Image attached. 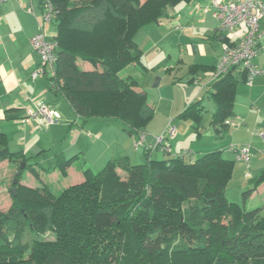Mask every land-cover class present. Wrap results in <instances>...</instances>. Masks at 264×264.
<instances>
[{
    "label": "trees",
    "instance_id": "obj_1",
    "mask_svg": "<svg viewBox=\"0 0 264 264\" xmlns=\"http://www.w3.org/2000/svg\"><path fill=\"white\" fill-rule=\"evenodd\" d=\"M49 1L59 47L49 81L57 95L83 125L114 119L130 134L144 132L154 108L137 80L121 74L142 61L137 33L191 0ZM85 63L91 68H82ZM236 85L228 74L212 86V126L221 138L234 115ZM202 112L198 102L180 118L199 124ZM31 159L12 152L0 132V160L25 165L18 180L25 170L39 177ZM61 159L66 169L72 159ZM234 167L220 150L193 161L171 156L133 164L119 157L98 173L86 169L79 184L58 195L48 185L24 187L7 212L0 209V264H264V206L248 211L226 198ZM253 182L244 199L264 184V167ZM38 215L55 241L26 245L23 227Z\"/></svg>",
    "mask_w": 264,
    "mask_h": 264
},
{
    "label": "crops",
    "instance_id": "obj_2",
    "mask_svg": "<svg viewBox=\"0 0 264 264\" xmlns=\"http://www.w3.org/2000/svg\"><path fill=\"white\" fill-rule=\"evenodd\" d=\"M261 1L264 2V0ZM173 10L177 11V16L174 17L173 13H167L165 16L168 18L167 21L162 19L159 24L147 26L136 35V42L143 51L142 61L138 65H130L124 71L137 80L138 89L147 94L155 114L143 132L145 135L143 144L136 147L141 133L130 134L131 139L122 140L121 147L115 151L113 158H130L131 154L135 153L139 159L142 149L145 158L142 163L147 158L153 159L154 154H157V158L161 156V153L163 156L160 157L161 159L153 160H167L171 156L184 152H187L185 160L193 161L209 151H222L220 148L212 149L214 145L209 144L208 146L203 144V147L194 150L187 149L194 148L191 145L196 144L192 140L195 134L188 132L189 128L186 124L174 119L180 118L189 106L199 102L203 107L202 115L209 110L213 112L211 127L208 130L211 129L215 133V138L216 136L220 139L227 138V143L231 146L230 148L228 146L229 155H234L237 159L231 148L248 145L251 149L250 162H261L264 154V75L254 78L250 83L246 80L244 73L234 71L232 77L237 81L234 115L225 123L224 129L227 131L225 137L221 138L212 126L217 110L212 97L214 92L212 86L216 81L214 74L223 53V43L238 44L246 36L247 27L241 24L232 32L220 33L219 20L212 0H191L180 4ZM162 25L166 27L164 33ZM42 29L48 38H53L57 33V26L43 24L40 0H7L0 6V132L6 135L8 147L12 152H23L32 159L38 157H35V151L38 154L45 152V147L38 144L37 139L43 140L50 130L43 132L45 134L42 136L38 132L40 129L37 122L33 120L25 123L27 110L34 109L41 103L58 110L57 102L61 99L67 101L59 97L53 85L50 84L49 79L54 76L55 67L50 65L43 67L38 53L31 44L33 36ZM260 33V46L264 47V19ZM255 63L258 68L264 70V53L261 52L257 56ZM192 67L196 68L192 69ZM90 68L89 64L85 66L86 70ZM176 72L184 74L186 81L183 77H177ZM188 73L191 76L188 77ZM207 104L212 105L209 107ZM68 105L72 109L69 103ZM72 111L75 113L73 109ZM76 117L82 125L77 114ZM156 117L160 118L157 120ZM60 120L57 126L62 127V131L65 128L68 132L66 128H71L74 121L68 127V123L64 125ZM97 121L104 124L110 121L120 122L114 119L110 121L98 119ZM228 121L230 123L227 124ZM75 122L78 123L77 120ZM121 125L113 129L123 136L124 134L119 130ZM171 126L176 128L174 138L167 136ZM201 127L202 123H199V129L195 131L199 132ZM102 129L104 132H101V135L106 136L108 128ZM61 134L64 136V133ZM198 134L196 137H202L201 132ZM161 136L166 138L165 141L170 146L171 153H167L162 146L156 144V138ZM132 143L135 144V152H132ZM14 144L15 147H13ZM102 149V147H97L92 139L85 140L79 142L78 145L73 143L66 149L63 147L56 155V160L58 156H61L62 162L72 159L64 175L78 182L83 180V173L86 169L91 170V165L89 166L86 162L87 159L95 158L98 160L96 164H102L105 161L107 154ZM30 163L35 162L30 161ZM263 163L264 161L261 164ZM57 165H59L58 160ZM37 170L41 171V167H37ZM261 191H264L262 185L255 192L260 193ZM262 203L264 206V198Z\"/></svg>",
    "mask_w": 264,
    "mask_h": 264
},
{
    "label": "rangeland",
    "instance_id": "obj_3",
    "mask_svg": "<svg viewBox=\"0 0 264 264\" xmlns=\"http://www.w3.org/2000/svg\"><path fill=\"white\" fill-rule=\"evenodd\" d=\"M173 9L174 8H169L167 13L168 14L173 13L175 17L177 16L176 14L177 11H174ZM163 19L164 21L168 20V18H165V17ZM52 23L53 22L46 23V24H49V25L51 24V26H54V27L57 26L56 22H54L53 24ZM165 28L166 27L162 25L163 33L166 32ZM86 65L87 63L81 64V67L85 68ZM125 71L122 72L121 74L122 76L126 74ZM176 75L177 77H181V78L183 77L184 80L186 81V76H184V74H180V72L179 73L176 72ZM189 76L191 75L188 73V77ZM211 105H208V106L210 107ZM57 107L61 115V118H63L62 120H60L61 123H64V125H67L68 123V127H70L69 124H71L73 121L74 123L71 124V128H69L70 130L66 128L68 132H66L65 128H64V131H62L63 130L62 127H58L57 126L58 124L51 126L48 130L38 131L43 136V134H45L43 132H48L50 130L49 133L45 134L44 138L46 139L44 138L43 140L41 138L37 139L38 140L37 143L38 144L40 143L41 146L45 147V152H41V154H38V152L35 151L34 155L35 157L37 156L38 157L31 160L35 162V164H38L37 167L39 166L41 167V171H38V172L41 173L42 175L39 174V177H35L33 172L25 170L23 172V176H20L18 180L19 175H17V172L21 170V168H18V166H16L12 162H9L6 160H0V209L2 211L7 212L9 210V208L12 205L13 199L16 196L21 195V193L24 190V187H36V186L48 185L50 189L52 190V192L58 195L64 188L69 187L71 185L79 184L81 182V181L76 182V180H71L70 179L71 177H68L66 174L64 175L65 167H62L63 164L57 165L56 155L60 153L59 151L63 147L66 149L69 145L73 143H76L78 145L79 142H84L85 140L90 141L92 139V142L96 143L97 147L99 148L102 147L103 148L102 151H105L107 154L105 161L102 164H99V163L96 164L98 160H95V158L86 160L87 164L89 166L91 165L90 167L91 170L94 173H98L105 167V165L108 163L109 160L113 159L114 157L113 155L115 151L119 150V147H121L122 140L124 138L131 139L130 133L124 127H122L123 125H121L122 123L120 124V122L110 121V119L94 118L88 124L81 125L80 120L77 119L76 114L69 107L67 101L61 99L60 101L57 102ZM212 114L213 112L209 110L203 113L201 117L200 123H202V127L200 128L199 132L202 133V137H196V135L199 132H196L193 126V125L195 126L198 125L197 129H199V124H196V123L191 124L190 121L186 119H182V118L180 119L179 117L174 119V120H177L179 122L181 121L184 124H186V126H188L189 128L188 132L195 134L194 135L195 137H193L192 140H194L196 144L194 145L189 144L194 148H187V149L194 150L195 148L203 147V144L205 146H208V144L214 145L211 147L212 149L220 148L222 150V155L224 158L235 161L233 176L226 189V198L231 202H234V203L239 204L240 206H243L248 211L256 209L257 207H262L263 206L262 199L264 198V191H261L260 193L254 192V194H252L253 196L249 198V200L247 198H246L247 200L244 199L243 195L245 192L251 190L254 187L253 180L254 178L257 177L258 172L261 171L264 167V163L261 164L262 161H264V154L262 155L263 156L262 161L255 162V163L253 161L244 162V161L235 159L234 155L232 156L229 155L228 154L229 144L227 143V138L220 139L217 136L215 138V133L211 131V129L208 130V128L211 127L210 125L212 121ZM156 118L158 120L160 117H156ZM98 119L110 121V122H107L106 124H104V123H100L101 121H97ZM76 120L78 121V123L75 122ZM36 124L38 125V123ZM118 125H121L119 130H121V132L124 134L123 136L121 133H116L113 129V128H118L116 127ZM102 128H108L107 130L108 134L106 136L101 135V132H104V129ZM231 128H234V127H231ZM59 131L61 133H64V136ZM141 134H144V133L142 132ZM98 137L100 138L98 139ZM34 139L35 138H33V140ZM95 139H98V140L95 141ZM42 141H45V142H42ZM103 141L105 142L104 145H103ZM201 143L202 145H199ZM13 147H15V144ZM230 147L231 146H229V148ZM131 149H132V152H135L136 149H135L134 143H132ZM143 153L144 152L141 149V155L139 154V159H137L135 153L131 154V157L129 158L131 159L130 161L133 164H137L139 162L142 163L145 159L143 157L144 155ZM195 155L197 158L198 156L197 153ZM140 156H142L141 159H140ZM154 156H153V159H161L163 155L161 153V156H160L161 158L160 157L157 158L158 157L157 154H154ZM94 164L95 166H93ZM122 175L125 176L123 173ZM15 179H17V182L14 183ZM262 186H264V184H262ZM42 222H43L42 217L38 215L36 218L32 220L30 224H27L26 226L23 227L24 234H23L22 241L24 244L31 246L36 242V240H39V241H53L54 240L55 241L56 235L53 233V231H47Z\"/></svg>",
    "mask_w": 264,
    "mask_h": 264
},
{
    "label": "built area",
    "instance_id": "obj_4",
    "mask_svg": "<svg viewBox=\"0 0 264 264\" xmlns=\"http://www.w3.org/2000/svg\"><path fill=\"white\" fill-rule=\"evenodd\" d=\"M7 0H0V6ZM43 10V24L51 23L54 19L53 5L49 0L45 1ZM213 8L219 20V32L227 34L232 32L237 26L243 24L247 27L246 36L238 43H223V53L215 69V79L233 74L234 71L244 73L246 80H252L264 75V70L257 67L255 59L262 52L264 47L260 46L261 23L264 19V2L261 0H212ZM34 50L40 57L43 67L54 66L58 60V43L52 38H48L44 29L31 39ZM37 74H35L36 76ZM61 115L53 107L41 103L34 109L27 110L24 122L35 121L40 130H48L51 126L57 125ZM230 123L229 121L227 124ZM168 138L176 136V128L170 127L167 132ZM165 137H157V143L163 150L171 153L170 146L166 143ZM145 135L141 134L136 147L143 144ZM238 160L250 162V146L232 147ZM187 152L177 154L174 157H186Z\"/></svg>",
    "mask_w": 264,
    "mask_h": 264
},
{
    "label": "water",
    "instance_id": "obj_5",
    "mask_svg": "<svg viewBox=\"0 0 264 264\" xmlns=\"http://www.w3.org/2000/svg\"><path fill=\"white\" fill-rule=\"evenodd\" d=\"M25 168V165L23 164L22 166H21V170H19L18 172H17V175H20L21 174V172H22V170ZM15 182H17V179H15L14 180V183ZM15 191V190H14ZM15 193V192H14Z\"/></svg>",
    "mask_w": 264,
    "mask_h": 264
}]
</instances>
